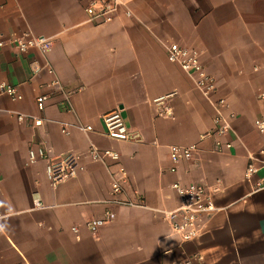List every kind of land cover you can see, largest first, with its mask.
<instances>
[{"label": "crops", "instance_id": "crops-1", "mask_svg": "<svg viewBox=\"0 0 264 264\" xmlns=\"http://www.w3.org/2000/svg\"><path fill=\"white\" fill-rule=\"evenodd\" d=\"M89 1L0 0V82L23 96L0 94V264H177L195 254L198 264H264V132L256 123L264 117V0H122L103 24L87 21ZM27 31L53 39L45 56L9 43ZM170 42L200 52L217 82L214 99L227 102L228 133L203 137L215 128V110L167 58ZM35 59L52 64L70 109L50 85L54 76H33ZM45 92L51 98L39 112L36 96ZM167 107L172 114L160 115ZM115 108L129 140L103 134L102 116ZM18 112L43 124L19 121ZM193 143L198 152L172 171L170 146ZM90 144L119 152L129 176L120 197L143 205L109 201V169L89 158ZM40 145L50 160L79 154L77 175L52 184L48 160H29ZM249 164L255 171L247 176ZM175 181L216 189L218 209L200 216L203 232L191 241L164 216L180 203ZM107 210L115 218L91 231L86 220Z\"/></svg>", "mask_w": 264, "mask_h": 264}, {"label": "built area", "instance_id": "built-area-1", "mask_svg": "<svg viewBox=\"0 0 264 264\" xmlns=\"http://www.w3.org/2000/svg\"><path fill=\"white\" fill-rule=\"evenodd\" d=\"M123 5L122 0H90L85 10L88 15L87 21L93 24H103L113 21L118 10ZM126 14L131 15V11L126 8ZM9 43L15 46L19 53H26L29 50H37L45 56L47 50L53 44V39L49 36L35 35L32 32H23L22 34L14 35L9 39ZM6 44V41L0 40V46ZM167 58L169 61L179 65L182 70L189 76L194 83L195 87L201 94L209 100L215 110L214 122L215 128L203 135L209 136L213 134H226L231 128L230 120L224 114V108L227 106L225 98L214 99L217 91V82L213 75H211L206 66L204 65L200 52L193 47L180 44L178 42H170L166 45ZM30 69L33 76H37L40 72L46 71L48 74L54 76L50 85L61 93L63 98L61 105L67 109L71 108L69 92L62 86L60 79L56 76V72L52 64L46 59L40 62L35 59L30 63ZM0 94H5L13 100L22 99L17 86L8 83L0 82ZM264 99V90L259 94ZM51 98V93H40L36 96V107L39 112H42L47 107ZM160 115H171L170 108H164L159 112ZM234 117V113L229 114ZM17 118L19 121L32 122L35 127L43 124L44 118L35 114H27L18 112ZM104 123L103 134L108 137L129 140L132 137L131 129L126 125L121 113V109L115 108L102 116ZM257 127L261 132H264V117L256 121ZM75 127L82 131H91V125L74 124ZM64 133H69V125L64 124L61 128ZM230 146L229 143L226 144ZM198 145L196 143L189 145H172L170 146V157L173 163L171 168L175 171L178 164L185 159H191L198 152ZM264 151V148L262 152ZM88 156L92 161L100 162L107 166L111 178V192L112 199L109 201L117 202L123 205L141 206L142 201L137 202L128 198H121L120 196L125 193L126 185L128 183V172L125 166L120 162V154L118 151L111 149H100L94 144H90L88 149ZM40 158L48 160L46 170L49 180L52 184H57L67 178L77 175L81 165V156L74 152H69L64 156L56 159H49V149L40 145L36 148L29 150L30 162H35ZM255 171L253 164H249L246 175L249 176ZM1 175V172H0ZM173 189L179 196V205L170 211H165L164 216L167 220L171 230L179 235L183 241H191L199 237L203 232V224L200 222L202 214L211 215L218 208L214 203L213 195L214 188L207 186L204 183L191 182L183 184L180 181H175L172 184ZM37 206L41 207L42 204L39 198H35ZM1 217V214H0ZM115 218V213L111 210L105 212L103 218H92L86 220V226L91 231H96L100 226ZM77 231V227H73ZM202 259L201 255L195 254L177 262V264H198Z\"/></svg>", "mask_w": 264, "mask_h": 264}]
</instances>
